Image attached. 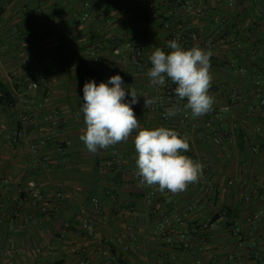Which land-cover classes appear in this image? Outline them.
I'll use <instances>...</instances> for the list:
<instances>
[{"label": "crops", "instance_id": "0c3cea01", "mask_svg": "<svg viewBox=\"0 0 264 264\" xmlns=\"http://www.w3.org/2000/svg\"><path fill=\"white\" fill-rule=\"evenodd\" d=\"M85 1L99 0H0V199L5 204L0 264H85L87 256L91 264H235L227 259L235 251L244 264H264L246 253L243 257L230 239L231 226L240 222L247 233L242 248H264V217L260 224L254 219L256 212H264V125L253 85L264 67L258 53L264 52V0L236 6L229 0H191L203 9L201 18L169 0H154L173 30L224 38L212 58L211 88L219 103L223 91L233 86L237 91L231 111L224 114L234 146L216 145L213 128L195 119L163 122L143 107L144 97L155 96V87L147 77L149 66H132L127 43L153 38L149 58L155 48L166 46L165 38H172L151 18L148 0H100L99 11L89 19L83 16ZM260 40L259 51H253ZM235 55L248 57L254 76L247 85L226 77L234 74ZM117 74L126 89L133 87L141 96L133 108L142 127L165 126L188 138L186 155L203 164V175L187 190L161 193L141 184L132 138L95 154L80 141L84 83L107 82ZM31 82L37 87L28 88ZM22 96L34 100L32 124L25 130L20 126ZM15 137L18 142L12 144ZM255 142L258 152L252 148ZM111 157L123 161L117 172L107 165ZM28 181L47 194L62 193L53 211L42 212V203L27 197ZM96 198L104 216L95 238L80 237L77 231L87 216L82 211L89 212ZM13 209L29 217L18 234L8 220ZM124 244L130 246L126 253ZM72 245L86 247L88 255L72 253Z\"/></svg>", "mask_w": 264, "mask_h": 264}, {"label": "clouds", "instance_id": "9594fccd", "mask_svg": "<svg viewBox=\"0 0 264 264\" xmlns=\"http://www.w3.org/2000/svg\"><path fill=\"white\" fill-rule=\"evenodd\" d=\"M178 41L179 37L168 41V52L155 48L149 56L147 77L153 87H163L168 81L176 85L177 102L166 109L165 118L190 111L191 118L198 119L210 113L215 104L210 94L213 52L199 45L185 48ZM82 92L80 111L85 127L79 139L88 152L95 154L132 138L136 176L141 184L161 193L179 194L202 177L203 164L185 155L190 150L186 136L165 126H141L133 108L141 96L135 88H125L121 75L99 84L86 81ZM158 99L144 97V107L149 108ZM182 101L186 102L181 105Z\"/></svg>", "mask_w": 264, "mask_h": 264}, {"label": "built area", "instance_id": "2783aa9c", "mask_svg": "<svg viewBox=\"0 0 264 264\" xmlns=\"http://www.w3.org/2000/svg\"><path fill=\"white\" fill-rule=\"evenodd\" d=\"M238 0H229V2L232 5H235ZM99 1L96 2H89L85 1L83 2L82 6L85 10L83 16L84 19H89L93 13L99 11ZM171 4L174 6H180L185 7L186 10L191 12L196 18H201L204 15V11L199 6H195L191 0H169ZM148 7L150 9V16L153 20H158L161 22L163 28L171 35L172 38H165L166 46L162 47L165 52L170 51L167 47L168 41L176 39L179 37V43L185 47V48H191L194 45H199L201 48L205 49H211L213 52L212 58L214 56L215 51L222 46L223 43H225L224 38H205L200 36L194 31L191 32H181V31H175L172 28V23L168 20V14L167 13H160L154 8V0H148ZM154 44L153 38H138L131 40L127 43V46L132 51V66L138 70H145L148 66L151 67L150 60L148 58V45ZM231 62V61H230ZM233 65V62L230 63V66ZM234 73L237 75H240L241 77H244L247 73V70L243 67L239 68L238 70H234ZM254 93L257 97H259V106H258V115L260 120L262 121L264 125V75L263 74H257L254 77ZM37 87V84L35 82H31L28 86V88H35ZM176 87L175 84H173L171 81H168L165 86L163 87H155V96L158 97V102L150 106L149 108H145L144 104L143 107L149 112V115H158L159 119L163 122H170L174 119L177 121V123H187L191 119L190 111H181L174 117L165 118V111L168 109V107H172L177 102V97L174 93V88ZM225 98L224 102L219 103L217 100L216 92L213 90V88H210V94L215 97V104L213 107V110L204 115L203 117H200L198 119H195V122L197 125L200 126V123L204 125V127H212L213 128V135L212 140L216 145H222L223 142H226V144L230 146L235 145V136L233 135V131L228 128L224 127L225 119L224 114L231 111L232 105L235 103V100L237 98V91L235 90V86L233 88H230L229 90L223 91ZM19 103L22 106V112L23 115L20 119V126L22 130H25L28 126L32 124L31 119V109L34 105V100L29 99L27 97H20ZM181 105L185 103V101L180 102ZM18 138L15 137L12 140L13 143H17ZM256 144L252 147L254 152L259 151V144L255 142ZM186 155V153H185ZM108 167L114 172H117L123 167V161L120 160L117 157H111L108 161ZM4 184L8 187V181L5 180ZM229 184H232L230 181ZM19 191V190H18ZM23 192V190L19 191ZM27 194V197L36 201L41 202V211L51 212L56 208L57 201L59 199H62V193L59 191H55L51 194H47L45 190L39 188L34 182L28 181L26 183V189L25 191ZM247 202H250V197L246 198ZM5 209L4 202L0 199V211H3ZM83 214H86L87 216L82 219V223L80 228L77 231V235L80 237H88V238H95V227H97V224L100 222V220L103 218V210H102V203L101 201L96 198L93 201L92 208L89 212H86V210L82 211ZM163 219H166L165 214H161ZM8 220L13 224V227L11 228L13 233L18 234L21 229L25 227V224L29 222V217L27 214L21 212L19 209H13L10 211V214L8 216ZM20 221V223H18ZM249 235V234H248ZM64 237V235H62ZM230 236L237 237L239 240L238 246L241 247L242 241L247 237V233L244 231L243 227L239 225V223H233L230 229ZM117 242H121L120 238H117ZM186 245V244H184ZM251 249H253V246H251ZM71 252L74 254L79 255H88V250L86 247H81L79 245H72ZM122 252H127L130 250V246L128 244L122 245ZM235 254L230 253L227 257L228 260H233ZM120 253H117L115 258L119 259ZM12 264V263H10ZM85 264H91V259L86 257ZM238 264H244L243 261H238Z\"/></svg>", "mask_w": 264, "mask_h": 264}, {"label": "trees", "instance_id": "16d2710c", "mask_svg": "<svg viewBox=\"0 0 264 264\" xmlns=\"http://www.w3.org/2000/svg\"><path fill=\"white\" fill-rule=\"evenodd\" d=\"M244 1L245 0H238L237 2H236V4H235V6L236 5H238V3L239 4H243L244 3ZM252 1H254V2H256V1H258V0H251L250 2H252ZM263 44V41L262 40H260V41H257V43H255L254 45H253V51H259V47L257 48V45H262ZM264 49V48H263ZM250 52V51H249ZM251 53V52H250ZM259 53V56H260V61L261 62H264V52L263 53H260V52H258ZM247 56L246 57H243V58H241V57H239V56H236L235 55V60H241V65H239V67L238 68H241V67H243V68H245L246 70H247V73H246V75H249L250 76V78L252 79V77L254 76V74L252 73V74H250V69H251V67L248 65V60H247ZM263 70V71H262ZM257 74H263L264 75V67H261V70H257V73H255V76L257 75ZM245 75V76H246ZM245 76L244 77H241L240 75H237L236 74V77H238L237 79H239V77H240V80H243L244 81V79H245ZM250 79V80H251ZM239 81V80H238ZM5 95H7L6 94V92L4 93ZM3 98V97H2ZM242 245V244H241ZM236 246L237 247H239L238 246V242H237V244H236ZM253 246V249H251V246L250 247H248V249L246 248V249H244V248H240L239 250H240V252L242 253V256H243V253H246L247 254V256H248V258L249 259H251V260H264V254H263V252L260 254V253H258V251H257V247H256V245H252ZM241 254H239V251H237V254L234 256V260H235V264H238V261H240L241 260V256H240ZM245 255V254H244ZM244 257V256H243Z\"/></svg>", "mask_w": 264, "mask_h": 264}, {"label": "rangeland", "instance_id": "374dc122", "mask_svg": "<svg viewBox=\"0 0 264 264\" xmlns=\"http://www.w3.org/2000/svg\"><path fill=\"white\" fill-rule=\"evenodd\" d=\"M219 49V48H218ZM220 49H221V47H220ZM219 49V50H220ZM241 60H236L235 61V70H238L239 68V65H241ZM225 78V76H221V78ZM228 79L230 78L231 79V81H233V82H235V80H239V83H240V85H247L248 84V82H250V76L249 75H246L245 76V79H244V81H241L240 82V77H239V79H237L238 77H236V73H234L233 75H230V76H226ZM222 80V79H221ZM254 219H255V223H259V221H261V219L264 217V212L263 211H258V212H256L255 213V215H254ZM238 223V222H237ZM260 224V223H259ZM239 225L242 227V224H240V222H239ZM231 238V240H234L235 242V244H237V242H239V240L240 239H238L237 237H233V236H230ZM243 242V241H242ZM242 247H244V245H243V243H242V245H241V247H239V248H242ZM257 249V251H258V253H262L263 251H264V248H262V247H260V248H256ZM237 254V252L235 251V255Z\"/></svg>", "mask_w": 264, "mask_h": 264}]
</instances>
